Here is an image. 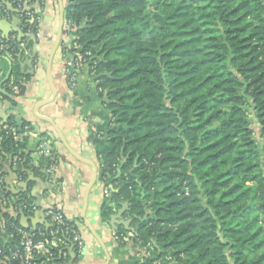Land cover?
Segmentation results:
<instances>
[{"label": "trees", "instance_id": "obj_1", "mask_svg": "<svg viewBox=\"0 0 264 264\" xmlns=\"http://www.w3.org/2000/svg\"><path fill=\"white\" fill-rule=\"evenodd\" d=\"M64 20L77 27L69 46L91 53L109 112L94 140L113 203L102 217L127 204L134 243L152 248L138 264H264V0H67ZM35 24L21 26L12 60L2 59L14 82L29 78L20 44L31 45ZM3 90L9 100L10 79ZM3 125L16 127L14 118L0 124V146L24 179L27 139L15 142ZM2 197L9 232L20 216L6 211L10 193ZM31 203L21 195L13 206L26 216ZM54 253L50 264H64Z\"/></svg>", "mask_w": 264, "mask_h": 264}, {"label": "crops", "instance_id": "obj_2", "mask_svg": "<svg viewBox=\"0 0 264 264\" xmlns=\"http://www.w3.org/2000/svg\"><path fill=\"white\" fill-rule=\"evenodd\" d=\"M54 3L58 7L57 0H43L42 7L35 6V14L38 16L36 30L29 32L27 38L31 45L21 46L24 58L21 71L28 74L29 78L19 83L14 82V77L9 74L6 79L9 71L5 62L10 59L2 57L5 62L0 60L1 89L8 79L17 88L9 100L0 97V115H4V119L0 117V124L13 117L15 123L18 120L20 124L25 122L30 127L25 153L33 150L41 135L51 140L58 156L56 173L59 186L53 189L46 182L45 164H40V160L34 158L33 168L21 179L15 172L10 155L0 146V187L10 193L14 202L21 195L31 198L32 208L25 217L37 215L40 219L46 207L57 205L61 208L68 222L79 230L84 241L81 257L75 264H138L146 256L143 249L134 243L133 233L127 232V237L117 242L112 236L113 228L107 226L102 217L108 193H105L107 187L99 176L101 162L95 151L94 140L97 130L104 128L109 112L99 97L96 80L90 74L88 64L74 70L75 84L70 87L61 54L60 61L55 62L57 51L50 68L55 98L46 103L52 97L46 65L59 20V8L57 10ZM10 23V26L5 27L9 29L8 36L18 30L19 22L13 19ZM16 34L19 39V32ZM68 47L69 43L66 45ZM28 51L36 56L33 62L25 57ZM19 84L23 85L22 90ZM44 119L51 120L59 128L64 143L53 123ZM24 182L26 188L20 187ZM19 210L14 208L13 203L6 209L12 216L19 215ZM20 221L24 223V220ZM35 224L36 219L33 220Z\"/></svg>", "mask_w": 264, "mask_h": 264}, {"label": "built area", "instance_id": "obj_3", "mask_svg": "<svg viewBox=\"0 0 264 264\" xmlns=\"http://www.w3.org/2000/svg\"><path fill=\"white\" fill-rule=\"evenodd\" d=\"M31 0H13L15 3V10L17 14L11 12L12 3L0 0V19H5L8 22L15 19L22 26L28 29L37 21L34 4L30 3ZM43 1V0H42ZM39 5V4H37ZM40 6V5H39ZM18 30H21V26L18 25ZM18 36L15 32L10 33L7 38L0 36V60L2 57H6L10 60L11 52L13 50L14 40ZM23 44H20V48ZM78 47L73 45L68 47L70 51L65 58V70L68 77V85L73 87L75 84V74L73 73L75 69L79 70L85 65V60L82 54L76 51ZM90 74L94 76V71H90ZM12 90H16L14 84H10ZM100 90V89H99ZM1 97V95H0ZM3 129L9 133L13 140L17 143H21L28 135H30L31 129L28 125L24 127L20 126H7L3 125ZM30 158L32 165V159L37 161L48 160L45 164V172L48 177V184L57 189L59 186V181L56 173V167L58 163V156L55 153L52 142L47 137H39L36 140L33 150L30 152ZM13 165L18 163V158H13ZM108 193V189H105V193ZM14 204L13 200H9ZM2 207H6L7 200L5 198L0 199ZM43 216L45 218V224H38L45 227L48 231L50 227H53L48 233H44L39 229L38 225L29 226H14L10 225L11 231L7 232L6 224L4 221H0V232L5 234L7 246L5 249L0 247V264H50L52 260L55 259L54 250L57 249L60 254V258L64 261V264H72L74 259L78 260L81 257L84 241L81 234L77 228L74 226L69 227L66 216L64 215L61 208L57 205H51L43 210ZM5 224V225H4ZM50 226V227H49ZM46 232V231H45ZM113 238L118 241H123L127 236H122L112 230ZM15 241L12 243L11 240ZM143 249L144 255L149 257L150 251ZM73 253V257L71 254ZM159 264V261L156 262Z\"/></svg>", "mask_w": 264, "mask_h": 264}, {"label": "water", "instance_id": "obj_4", "mask_svg": "<svg viewBox=\"0 0 264 264\" xmlns=\"http://www.w3.org/2000/svg\"><path fill=\"white\" fill-rule=\"evenodd\" d=\"M57 3H58V8H59L58 27H57L56 36H55L51 51L49 53L48 60H47V65H46L47 78H48V82H49L50 89H51V92H52V97H51V99L49 101H46V103L53 101L54 98H55V90L53 88V85H52L51 79H50V68H51V64H52V61H53V57H54V55H55V53H56V51H57V49L59 47V44H60L61 39H62V34H63L65 4L62 2V0H57ZM37 6L40 8L39 5H37ZM14 21H16V20L14 19ZM10 24L11 23L8 22L5 19H2L0 21V27H1L0 31L2 32L1 37L7 38L8 34H9V29H5V27L10 26ZM21 24H22L21 22L18 23L19 26ZM16 32H18V30H16ZM31 70H32V67H31ZM9 74H10V71L7 74L6 79L9 77ZM1 92L4 93V90L1 89V85H0V93ZM0 117L2 119H4V115H0ZM44 120L48 121L49 123H53L49 119H44ZM16 125L18 126V128H20V126H21V124H20V122L18 120H16ZM53 125H54V128L56 129V132H57L58 136L60 137V139L63 142V138H62V135L60 133L59 128L54 123H53ZM106 168H107V165H106ZM45 175H46V178H47L46 182H48V177H47L46 172H45ZM96 175H97V173H95L94 179H96ZM100 175H101V173L99 174V176ZM20 187L26 188V183L24 182L23 185H21ZM0 189H1V187H0ZM18 193H20V191H18ZM126 211H127V204L126 203H122L121 207L115 213L110 215L109 220L106 222V225L111 227V228H113L114 230H116L118 227H122L124 230H126L128 232L134 233V229L130 226L133 217L130 216V215L125 216V212ZM19 216L21 218L20 220H24V223H22L20 221L22 226L33 225V220L34 219H36V224H45V226H47V224L45 223V219H44L43 215H40V219H38L37 215H34V217H25V216H23V213L21 211H19ZM71 257H73V253L71 254Z\"/></svg>", "mask_w": 264, "mask_h": 264}, {"label": "rangeland", "instance_id": "obj_5", "mask_svg": "<svg viewBox=\"0 0 264 264\" xmlns=\"http://www.w3.org/2000/svg\"><path fill=\"white\" fill-rule=\"evenodd\" d=\"M62 2L65 4V3H67V0H62ZM54 5H55V7H56V9L58 10V7L56 6V4L54 3ZM46 17H48V16H46ZM48 20V19H47ZM76 30H77V27L73 24V23H71V21H65L64 20V24H63V34H62V39H61V42H60V44H59V47H58V49H57V53H56V60H55V62H59L60 61V57H59V54H61L62 56V60H63V69H64V72H65V74H66V70H65V58L67 57V55H68V53L70 52L67 48H66V45L69 43V41L71 40V39H74V37H75V33H76ZM73 46L75 47H78L77 49H76V51L80 54H82V56H83V59L85 60V65L86 64H89V57L91 56V53L89 52V51H86V52H82V47H81V45L80 44H78L77 42H73ZM25 57L26 58H28V59H31L32 60V62L34 61V58L36 57L34 54H32V53H30L29 51H28V53H26L25 54ZM90 71V70H89ZM94 74H95V72H94ZM67 75V74H66ZM98 89V91H100L99 90V88H97ZM101 162V161H100ZM107 199L109 200V202H108V205L109 206H113V203L112 202H110V200H111V193L110 192H108V197H107Z\"/></svg>", "mask_w": 264, "mask_h": 264}]
</instances>
